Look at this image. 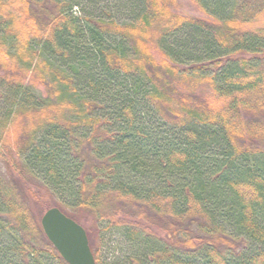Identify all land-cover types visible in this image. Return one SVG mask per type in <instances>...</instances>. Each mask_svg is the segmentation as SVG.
Returning a JSON list of instances; mask_svg holds the SVG:
<instances>
[{"label":"trees","instance_id":"1","mask_svg":"<svg viewBox=\"0 0 264 264\" xmlns=\"http://www.w3.org/2000/svg\"><path fill=\"white\" fill-rule=\"evenodd\" d=\"M190 1L0 0V264H66L39 200L109 264H264V0Z\"/></svg>","mask_w":264,"mask_h":264},{"label":"rangeland","instance_id":"2","mask_svg":"<svg viewBox=\"0 0 264 264\" xmlns=\"http://www.w3.org/2000/svg\"><path fill=\"white\" fill-rule=\"evenodd\" d=\"M102 1V0H99ZM86 8V7H85ZM84 8V9H85ZM173 11L183 17H195L197 19H206V15L190 0H173ZM87 10V9H86ZM76 13V12H75ZM3 73L0 72V79ZM42 93V89L38 90ZM3 90L0 84V118L8 110L4 97ZM19 135L17 127L12 126L9 128L5 139L4 146H13L15 142H19ZM3 145L0 144V153L3 152ZM45 201H37V203H32V210L36 216L38 222L40 221L42 212L44 211L43 203ZM43 210H41V209ZM79 220L88 235V241L90 243V248L92 252H95V263L109 264L117 259H122L130 252L129 246L119 237L116 232L105 230V226H95L91 219L86 215H79Z\"/></svg>","mask_w":264,"mask_h":264},{"label":"water","instance_id":"3","mask_svg":"<svg viewBox=\"0 0 264 264\" xmlns=\"http://www.w3.org/2000/svg\"><path fill=\"white\" fill-rule=\"evenodd\" d=\"M39 224L47 241L66 264H95L85 230L59 209L46 210Z\"/></svg>","mask_w":264,"mask_h":264}]
</instances>
